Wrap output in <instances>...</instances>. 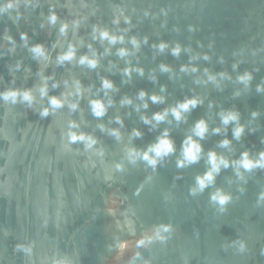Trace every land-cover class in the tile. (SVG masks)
Segmentation results:
<instances>
[{
    "label": "water",
    "instance_id": "1",
    "mask_svg": "<svg viewBox=\"0 0 264 264\" xmlns=\"http://www.w3.org/2000/svg\"><path fill=\"white\" fill-rule=\"evenodd\" d=\"M19 12V19L16 11L12 19L0 15V93L32 90L35 102L0 101V264H264V168L232 164L244 152L253 160L264 152V90H257L264 89V0H20ZM94 27L123 40L93 39ZM36 45L47 61L29 51ZM69 45L76 59L58 64ZM93 53L95 69L78 63ZM244 73L252 75L247 85L239 80ZM104 79L113 84L107 95ZM45 81L48 95L65 94L66 102L42 118ZM76 81L83 96L72 112ZM153 95L164 101L153 103ZM192 98L200 103L182 121L169 114L158 125L144 123ZM90 99L112 104L97 118ZM227 111L239 114V139L235 124L222 123ZM200 120L208 126L203 139L193 136L201 158L178 166ZM73 121V131L96 139L92 149L68 143ZM165 130L174 153L155 167L129 159ZM210 152L229 166L201 191L197 178L210 170ZM217 191L230 197L225 205L212 199Z\"/></svg>",
    "mask_w": 264,
    "mask_h": 264
},
{
    "label": "clouds",
    "instance_id": "2",
    "mask_svg": "<svg viewBox=\"0 0 264 264\" xmlns=\"http://www.w3.org/2000/svg\"><path fill=\"white\" fill-rule=\"evenodd\" d=\"M25 6H28L30 4V0H24ZM20 0H6V2L0 4V15L7 13L9 15V19H12L11 12L16 11L17 16L16 19L20 18ZM59 17L56 14L55 10L51 9L50 13L47 17L48 23L50 25H56ZM72 27L74 29L79 28V22L73 21ZM69 25L67 23H62L59 28V32L61 36H66L68 33ZM7 39L10 40V37H7ZM22 39L25 42V46L27 45V36L25 34H22ZM93 39H100V40H107L110 44H115L119 41L122 42L123 37H117L115 35H112L107 30L99 29L98 27L93 28ZM132 43L135 45L136 41L133 40ZM167 45L161 44L160 48L163 50ZM29 51L33 54L34 58L47 61L49 59L47 50L41 46L36 45L29 49ZM180 52L179 47L173 49V54L178 55ZM119 54L121 56L127 55L126 50L121 49L119 51ZM76 59V48L73 45H69L66 52H63L59 54L56 58V62L60 65H63L65 62H72ZM78 63L80 65H87L90 69H95L98 66V59L96 58L95 53H93L92 57L89 56H81L78 60ZM163 70L167 71V68H164ZM210 79H214V77H210ZM252 79L251 73H244L239 77V80L247 85ZM67 83V82H66ZM53 88L58 87L57 84L52 85ZM75 92L72 93L76 97V101L68 104L69 109L72 112H75L79 107V99L83 96V89L80 85L79 81L75 82ZM113 88V84L111 81L104 79L102 80V89L105 91V95L108 94V91H110ZM258 91L264 90L258 87ZM145 93H140V99L143 100L145 97ZM39 96L41 100L47 99V107H43L39 111V115L42 118L48 117L50 114L55 112L57 109H61L65 107L66 97L65 94H62L61 97H55V96H49L48 95V87L47 82L45 81L44 84L39 88ZM20 97L21 103H27L29 107H32L35 102V97L32 94V90H6L2 93H0V101L4 102H11L12 104L17 103V98ZM151 100L153 103H162L164 101L163 97L153 95L151 97ZM122 103H128L130 104V100L122 101ZM200 103L199 100L192 98V99H186L183 102H179L175 107L171 108L170 110L166 109L162 113H155L152 117V119H148L146 117L143 118L145 124H151L154 120L156 124L158 125L161 122H164L169 114H171L177 122L182 121L185 118V114L190 112L192 109L198 106ZM112 104V101L109 100L107 104L102 99H90L89 105L91 108V111L93 115L97 118L103 117L108 107H110ZM145 108L148 107L147 103L143 105ZM257 113H253V116L255 117ZM221 120L222 123L227 126L230 123L235 124V127L233 128V135L236 139H239L244 131V126L239 124V114L234 111H227L224 113H221ZM119 122V120L117 121ZM69 131L67 133V140L69 144L74 143H83L86 147V149H92L94 145H96L97 141L90 135H85L84 133L73 131L72 129H77L79 126L76 124V122H70L69 123ZM215 131L219 132V129H216ZM208 132V126L206 121L200 120L198 121L193 129L192 133L193 135L188 136L182 146V157L180 161H178V166H185L186 164H192L197 162L201 158L202 154V146L199 142H197L193 136L199 137L200 139H203ZM112 135L119 138L120 133L118 131H113L111 133ZM133 135L139 136L141 135L138 131L134 132ZM228 140H224L221 144L222 147H227L229 145ZM175 152V145L174 142L170 138V134L168 130H165L163 134L157 138V142L150 145L146 151L139 152L136 150H130L128 153L129 159L134 163L137 158H141L144 161H146L149 165L155 167V165L158 163L160 159H162L165 156H168ZM98 155H103L102 152H98ZM208 163L210 164V170L203 176L197 178V184L199 187V190H203L207 185H210L214 181L215 174H218L221 170V167L227 168L229 166V161L224 159L223 157H218L216 153L210 152L208 154ZM232 164L237 168H243L244 170L251 171L254 168H264V152H260L258 154V158L253 160L250 158V155L248 152H244L241 154V157L238 161H233ZM119 167V165H117ZM196 189L193 190L195 192ZM212 199L214 201L219 202L220 205H225L230 197L227 195H224L220 191H217ZM140 243H143L141 241Z\"/></svg>",
    "mask_w": 264,
    "mask_h": 264
}]
</instances>
